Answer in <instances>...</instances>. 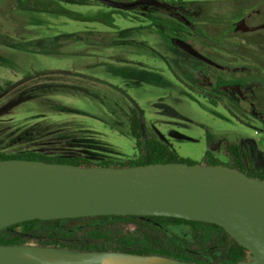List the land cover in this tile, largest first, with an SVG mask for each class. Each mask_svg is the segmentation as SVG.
I'll return each mask as SVG.
<instances>
[{
	"label": "rangeland",
	"instance_id": "374dc122",
	"mask_svg": "<svg viewBox=\"0 0 264 264\" xmlns=\"http://www.w3.org/2000/svg\"><path fill=\"white\" fill-rule=\"evenodd\" d=\"M182 1L239 5L245 0ZM13 2L0 0V10L8 5L0 17L9 19L13 30L9 34L0 33L1 150L81 155L92 163L106 159L124 162L136 151L128 117L137 107L141 111L144 132L168 144L181 157L204 164V153L210 151L221 163L229 165L232 159L223 146L237 140H251L260 152L257 169L264 172V133L242 122L258 123L237 109L227 111L209 102L200 86L194 88L186 86L185 81L180 82L178 78H186L168 61L175 57L174 52L158 31L149 27L139 9H117L96 0L63 4L83 17L75 18L19 8L9 11ZM100 14L105 15L100 17ZM219 23L212 26L211 31L216 33L224 28ZM125 28L132 30L123 37L112 38L115 31ZM71 32H80L83 37L92 32L89 36L93 43L88 44L83 39L60 41L61 54L33 51L46 38ZM253 35L258 36L252 37V41L259 35L264 39V29ZM189 39L197 45V50H202L197 38L189 36ZM179 55L186 64L201 66L192 57ZM170 69L178 73L173 74ZM134 70L152 72L160 77L154 83L138 81L130 75ZM87 222L44 221L21 244L78 251L76 245L67 242V239L76 238L96 245L100 239H95L88 230L73 236L59 232L54 235L55 240L51 238L55 229L85 226ZM101 236V240L112 244L107 250L113 252L131 253L143 244L153 250L165 245L164 236L145 218H126L108 225ZM186 240L190 261L208 264L203 262V253L207 252L218 255V263L224 261L221 253H214L218 247L208 232L199 229L195 239L190 235Z\"/></svg>",
	"mask_w": 264,
	"mask_h": 264
},
{
	"label": "water",
	"instance_id": "95a60500",
	"mask_svg": "<svg viewBox=\"0 0 264 264\" xmlns=\"http://www.w3.org/2000/svg\"><path fill=\"white\" fill-rule=\"evenodd\" d=\"M96 1L117 9L139 4L167 7L160 0ZM259 28H264V23L249 26L240 21L235 25V30L242 31ZM172 41L194 57L206 60L183 39ZM97 215L171 216L213 223L251 254L248 259L218 264H264V179L221 164L86 166L22 158L0 160V229L32 219ZM40 250H52L62 262L71 264H101L114 254L149 255L0 243V264H48L38 254ZM165 257L178 264H203Z\"/></svg>",
	"mask_w": 264,
	"mask_h": 264
},
{
	"label": "trees",
	"instance_id": "16d2710c",
	"mask_svg": "<svg viewBox=\"0 0 264 264\" xmlns=\"http://www.w3.org/2000/svg\"><path fill=\"white\" fill-rule=\"evenodd\" d=\"M90 0H14L9 6V11L19 8L23 10H37V11H47L52 13H61L66 14L75 18H83L79 13L72 12L66 9L63 4L65 3H88ZM95 1V0H94ZM6 5V4H5ZM260 6L262 9V17L264 13V0H245L239 3L238 9L244 11L248 9L249 6ZM8 5L0 10V14H5V10ZM105 14H100V17H104ZM109 17V16H108ZM1 18V17H0ZM10 20L6 17L1 18L0 23V33L9 34V31L12 32ZM130 28L121 29L115 31V35L112 37H123L126 33L131 31ZM90 32L89 34H91ZM86 35L83 37L80 32H71L63 33L57 36L49 37L44 40V43L33 50L39 53L46 54H61L58 49V45H61L62 42H71L78 39H83L86 43H93L91 36ZM256 35L255 37H257ZM260 37V35H259ZM255 41L247 39L245 44L244 52L247 55L255 54L257 58L264 60V39L259 38ZM62 41V42H60ZM6 40H4V43ZM114 44H119V42L111 40ZM105 43V42H104ZM109 43L108 41L106 44ZM177 57L171 58L169 64L176 67L178 71L184 74L185 78L188 76L190 78L194 77L195 65H186L181 66ZM178 73V72H174ZM131 76L137 80L146 81L148 83L156 82V79L159 78L157 74L152 72H147L144 70H134L130 73ZM154 76V77H151ZM154 79V80H153ZM0 88H2L0 86ZM140 109L135 107L133 108L131 114L128 117L129 121V130L130 134L134 139V148L135 153L124 162H114L113 160L106 159L99 163H92L86 157L81 155L73 156H63V155H49L41 151L36 150H27L18 153H8L0 149V160L9 159V158H22V159H34V160H44L47 162H60V163H70L77 165H104V166H130V165H143L148 163L156 162H186V163H196L194 161L185 159L181 157L177 151L171 148L165 142L159 140L157 137L152 136L150 133L145 131L142 132L141 123H140ZM232 160L235 158L234 155L231 156ZM204 164H221L225 166H230L232 168L238 169L249 176H257L260 179H264V175L255 174L251 170H248L251 165L248 166L243 163L240 159L239 165L235 162L231 164L221 163L210 151L204 153ZM252 168V167H251ZM126 218H145L152 223V227L155 228L158 234H162L164 246L158 245L154 250L147 244L139 245L137 248L133 249L131 253L138 254H149V255H164L172 258L190 261L188 256V244L186 240L190 235L195 239L196 232L201 229L202 231L208 232L213 239L216 241V247L218 249L214 250V253H221V257L224 260L222 263L236 262L243 259H248L251 257L250 252L239 245L222 227L219 225L202 222L196 220H187L183 218H176L171 216H137V215H97V216H85V217H76V218H64V219H53L51 221H58L59 223H66L70 220H85L88 221L85 226H71L70 228L55 229L54 232H51V238L55 240L54 235H58L59 232L65 236H73L80 232L81 230H88L90 235L96 237L95 239H100L96 245L88 244L87 241H83L76 238L67 239L68 243L76 245L77 250L81 251H91V250H107L110 249L112 244L108 243L107 240H101L100 236L102 231L108 225H113L120 222ZM44 221L49 220H40L32 219L26 220L19 223L11 224L5 228L0 229V243L1 244H21L24 238L33 234L35 230L40 228V224ZM19 227V229H15ZM49 230V229H48ZM103 237V236H101ZM107 244H111L110 246ZM120 249V248H119ZM190 253V252H189ZM127 254V253H124ZM204 261L208 264H217L218 255L210 254L209 252L203 253Z\"/></svg>",
	"mask_w": 264,
	"mask_h": 264
},
{
	"label": "flooded vegetation",
	"instance_id": "af4514ba",
	"mask_svg": "<svg viewBox=\"0 0 264 264\" xmlns=\"http://www.w3.org/2000/svg\"><path fill=\"white\" fill-rule=\"evenodd\" d=\"M160 1L166 3L167 7L139 4L131 9H139L141 16L148 21L149 27H154L165 39L175 57L180 58L179 54L183 53L201 63L200 67L195 66L193 78L187 76L182 80L177 77L178 80L185 81L186 86L194 88L200 86L201 93L209 102L219 104L227 111L237 109L251 116L258 124H253L252 121L242 123L254 125L264 133V60L257 58L255 54L247 55L243 51L247 39L255 38L256 35L253 34H258L264 28L251 31L235 30V25L240 21L249 26L264 23L261 7L249 6L242 12L238 9V4ZM218 23L224 28H219L218 32L214 33L211 27ZM189 36L200 41L202 50L198 51L206 60L194 57L172 41L174 38L183 39L197 50V45ZM224 37L226 41H223ZM179 63L186 68L187 64L181 58ZM171 72L173 73L172 70ZM223 149L230 156H235L232 162L239 165L241 159L247 166L251 165L252 168L248 170L264 175L263 171L257 169L259 163L257 154L260 152L251 140L229 142Z\"/></svg>",
	"mask_w": 264,
	"mask_h": 264
},
{
	"label": "bare ground",
	"instance_id": "6f19581e",
	"mask_svg": "<svg viewBox=\"0 0 264 264\" xmlns=\"http://www.w3.org/2000/svg\"><path fill=\"white\" fill-rule=\"evenodd\" d=\"M48 264H63L57 253L52 250L37 251ZM22 258L34 262H39L37 258L22 255ZM101 264H178L177 261L160 255H132V254H114L109 255Z\"/></svg>",
	"mask_w": 264,
	"mask_h": 264
}]
</instances>
